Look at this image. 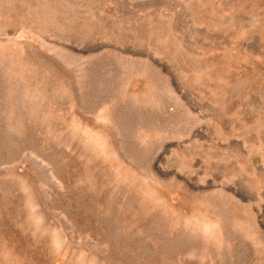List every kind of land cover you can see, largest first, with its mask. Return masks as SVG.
Here are the masks:
<instances>
[{
    "label": "rangeland",
    "instance_id": "1",
    "mask_svg": "<svg viewBox=\"0 0 264 264\" xmlns=\"http://www.w3.org/2000/svg\"><path fill=\"white\" fill-rule=\"evenodd\" d=\"M0 264H264V0H0Z\"/></svg>",
    "mask_w": 264,
    "mask_h": 264
}]
</instances>
